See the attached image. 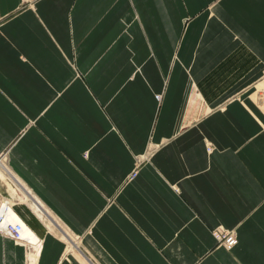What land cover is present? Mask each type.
<instances>
[{"label": "crops", "instance_id": "obj_1", "mask_svg": "<svg viewBox=\"0 0 264 264\" xmlns=\"http://www.w3.org/2000/svg\"><path fill=\"white\" fill-rule=\"evenodd\" d=\"M0 194V264H264V0H0Z\"/></svg>", "mask_w": 264, "mask_h": 264}, {"label": "built area", "instance_id": "obj_2", "mask_svg": "<svg viewBox=\"0 0 264 264\" xmlns=\"http://www.w3.org/2000/svg\"><path fill=\"white\" fill-rule=\"evenodd\" d=\"M160 98V94L156 95ZM134 174V173H132ZM0 233L17 239H24L39 248L40 241L34 238L31 230L25 225L17 212L14 210L10 200L0 194ZM214 238L226 248H231L237 242L233 230L215 228L212 230Z\"/></svg>", "mask_w": 264, "mask_h": 264}, {"label": "bare ground", "instance_id": "obj_3", "mask_svg": "<svg viewBox=\"0 0 264 264\" xmlns=\"http://www.w3.org/2000/svg\"><path fill=\"white\" fill-rule=\"evenodd\" d=\"M35 238V237H34Z\"/></svg>", "mask_w": 264, "mask_h": 264}]
</instances>
